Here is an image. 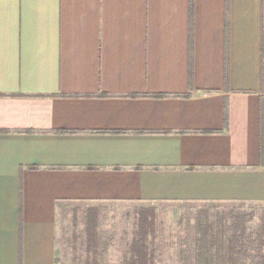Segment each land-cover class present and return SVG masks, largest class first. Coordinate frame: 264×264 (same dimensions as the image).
<instances>
[{
	"label": "crops",
	"instance_id": "obj_1",
	"mask_svg": "<svg viewBox=\"0 0 264 264\" xmlns=\"http://www.w3.org/2000/svg\"><path fill=\"white\" fill-rule=\"evenodd\" d=\"M105 201L264 204V0H0V264Z\"/></svg>",
	"mask_w": 264,
	"mask_h": 264
},
{
	"label": "rangeland",
	"instance_id": "obj_2",
	"mask_svg": "<svg viewBox=\"0 0 264 264\" xmlns=\"http://www.w3.org/2000/svg\"><path fill=\"white\" fill-rule=\"evenodd\" d=\"M90 208L96 256L85 235ZM143 233L149 264H264V204L117 201L57 204L56 264H127Z\"/></svg>",
	"mask_w": 264,
	"mask_h": 264
},
{
	"label": "trees",
	"instance_id": "obj_3",
	"mask_svg": "<svg viewBox=\"0 0 264 264\" xmlns=\"http://www.w3.org/2000/svg\"><path fill=\"white\" fill-rule=\"evenodd\" d=\"M192 11V7H191ZM192 76L190 68V79ZM147 225L145 218L140 219V227ZM97 210L90 208L86 211V222H85V235L88 245V250L91 252L92 256H96V251L94 249V244L97 238ZM142 237V238H141ZM146 235L143 233L138 237L137 241L134 240L131 249V257L127 264H149L150 256L147 253V247L145 245ZM88 264H97L95 260L89 262Z\"/></svg>",
	"mask_w": 264,
	"mask_h": 264
}]
</instances>
